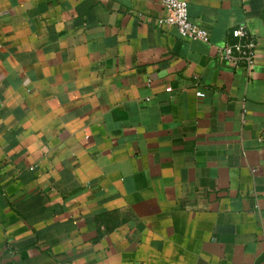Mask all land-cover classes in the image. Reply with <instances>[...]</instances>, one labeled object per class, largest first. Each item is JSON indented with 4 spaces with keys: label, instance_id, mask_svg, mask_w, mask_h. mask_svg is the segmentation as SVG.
<instances>
[{
    "label": "crops",
    "instance_id": "0c3cea01",
    "mask_svg": "<svg viewBox=\"0 0 264 264\" xmlns=\"http://www.w3.org/2000/svg\"><path fill=\"white\" fill-rule=\"evenodd\" d=\"M165 13L0 0V264H264V0Z\"/></svg>",
    "mask_w": 264,
    "mask_h": 264
},
{
    "label": "built area",
    "instance_id": "2783aa9c",
    "mask_svg": "<svg viewBox=\"0 0 264 264\" xmlns=\"http://www.w3.org/2000/svg\"><path fill=\"white\" fill-rule=\"evenodd\" d=\"M166 13L159 19L175 25L180 34L186 38L210 39L209 30L189 15V0H162ZM233 39L219 47L221 55L234 64H241L248 69L253 68L257 59V39L244 26L238 25L232 29ZM168 90L172 87L168 86ZM197 94L205 92L198 90Z\"/></svg>",
    "mask_w": 264,
    "mask_h": 264
}]
</instances>
